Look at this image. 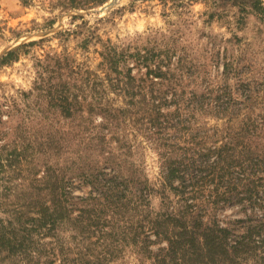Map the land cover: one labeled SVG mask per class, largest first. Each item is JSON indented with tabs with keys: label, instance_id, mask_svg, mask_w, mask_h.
Masks as SVG:
<instances>
[{
	"label": "trees",
	"instance_id": "1",
	"mask_svg": "<svg viewBox=\"0 0 264 264\" xmlns=\"http://www.w3.org/2000/svg\"><path fill=\"white\" fill-rule=\"evenodd\" d=\"M248 1L264 16V0ZM232 2L246 9L245 0ZM78 3L67 0L70 9ZM160 36L101 42L96 69L68 54L40 61L35 87L46 112L64 120L53 125L55 136H40L48 122L0 98V264H113L128 249L140 264H264V122L242 107L251 92L242 90L237 101L207 70L213 55L197 64L186 46ZM240 65L225 60L221 76L239 77ZM209 118L223 124H201ZM83 126L88 134L76 140L80 151L71 159L75 151L59 139ZM87 142L97 146L86 152ZM145 145L160 160L153 184L132 161ZM75 181L91 192L74 196ZM235 204L245 218L221 220L219 208Z\"/></svg>",
	"mask_w": 264,
	"mask_h": 264
},
{
	"label": "rangeland",
	"instance_id": "2",
	"mask_svg": "<svg viewBox=\"0 0 264 264\" xmlns=\"http://www.w3.org/2000/svg\"><path fill=\"white\" fill-rule=\"evenodd\" d=\"M232 1L106 0L98 6H83L85 0H78L80 8L70 9L67 0H0V98L15 100L23 110L31 111L36 120L48 122L39 132L40 136L48 132L55 136L54 127L64 124V120L52 110L46 112L47 102L35 87L40 61L47 55L68 54L76 64L96 69L101 61V42L111 39L120 44H143L147 38L160 40V34L164 33L168 35V41L175 39L181 47L186 46L187 51L197 57V64L207 62L205 58L213 55L214 60L207 70L211 71L216 84L221 82L230 86L237 101H240L242 90L251 92L242 107L251 112L252 118L264 122V16L253 11L248 0H245L244 11ZM83 22L88 26H82ZM65 31L70 35H59ZM93 32L94 39L86 44L85 39ZM32 42L36 44L27 46ZM13 50L19 51L11 62L3 65L2 57ZM229 58L231 61L237 58L241 64V74L237 78L221 76L223 64ZM238 78L250 86L240 87ZM242 119L243 115L235 118L234 125L240 124ZM201 124L214 127L223 122L217 124L209 118ZM85 130L84 126L70 128L66 136L59 139L70 147L69 152L75 151V154H70L71 159L76 158L80 151V143L76 140L87 136ZM88 143H82L86 152L97 146V142ZM132 161L150 183L158 182L160 160L151 146L145 145V148L137 150ZM72 192L74 196H86L91 189L75 181ZM169 196L173 202L177 201L175 194L169 193ZM150 200L153 209L160 210L161 198L152 194ZM241 205L219 208V218L224 221L245 218L246 211L241 209ZM138 258L128 249L113 264H140Z\"/></svg>",
	"mask_w": 264,
	"mask_h": 264
}]
</instances>
